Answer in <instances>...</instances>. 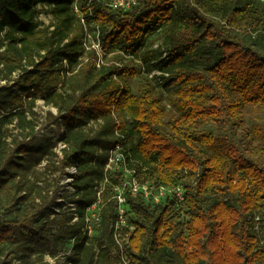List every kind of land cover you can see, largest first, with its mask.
<instances>
[{
  "label": "trees",
  "instance_id": "16d2710c",
  "mask_svg": "<svg viewBox=\"0 0 264 264\" xmlns=\"http://www.w3.org/2000/svg\"><path fill=\"white\" fill-rule=\"evenodd\" d=\"M260 1L136 0L123 10L102 0H0V264H43L50 244L62 251L70 240L73 254L56 264H264V120L245 123L264 114ZM42 9L53 19L44 27ZM92 23L99 59L84 46ZM161 30L166 48H148ZM38 101L47 108L41 132ZM118 145L140 183L183 189L181 202L128 198L133 230L119 232L121 246L111 230L120 175L104 183ZM70 167L73 194L60 186ZM96 203L90 239L84 217Z\"/></svg>",
  "mask_w": 264,
  "mask_h": 264
},
{
  "label": "built area",
  "instance_id": "2783aa9c",
  "mask_svg": "<svg viewBox=\"0 0 264 264\" xmlns=\"http://www.w3.org/2000/svg\"><path fill=\"white\" fill-rule=\"evenodd\" d=\"M111 8H120L123 10L129 9L132 5L136 4V0H102ZM74 12L77 17L80 19L81 23L84 24L83 19L79 13L77 5H74ZM96 29V28H95ZM97 42L91 46V48L86 46V40L88 34L84 36V46L87 50H93L96 53L101 52L100 48V31L97 27ZM101 62V60H99ZM63 64L66 65V61H63ZM65 145L62 142H58L55 146V152L61 157L62 149ZM125 155L123 154L122 147L120 145L116 146L109 152L108 160L104 166V172L106 178L104 183L108 182V177L111 175H120V180L117 184L112 185L113 198L116 201V220L111 228L113 238L121 246L119 240V232L123 228L133 230V228L128 223L127 213L129 211L128 198H135L141 196L144 201L150 202L155 205L163 204L167 199H175L176 202H181L183 200V189L180 185L175 186H156L151 182L140 183L135 177L132 171H129L126 167ZM77 170L74 167L67 168L65 174L60 179V186L67 189L70 194L74 193L72 188L73 177L76 175ZM101 192V190H100ZM98 193V195L100 194ZM59 202L63 201L61 199ZM99 203V202H98ZM96 204L92 205L87 209L84 217V227L83 233L86 234L89 238L94 237L98 232L100 216L99 212H94L96 209ZM71 212H75L76 205L70 204L69 206ZM77 214L73 213L72 223L77 222Z\"/></svg>",
  "mask_w": 264,
  "mask_h": 264
},
{
  "label": "rangeland",
  "instance_id": "374dc122",
  "mask_svg": "<svg viewBox=\"0 0 264 264\" xmlns=\"http://www.w3.org/2000/svg\"><path fill=\"white\" fill-rule=\"evenodd\" d=\"M262 2H263V0L260 1V3H261V5L259 6L260 8H262V6H263L262 5ZM39 13L40 14H39L38 21H39V23H41V25L43 27L44 26H48L53 21L52 16H51V13L49 12V10L42 9V10H40ZM85 34H88V38L86 40V46L89 47V48H91V46H93V44H95L97 42V34H98L97 27L95 26L94 23L90 24L89 27L87 25H85L84 36H85ZM84 36H83V39H84ZM146 42H147V47L150 48V49H157V48L165 49L166 48L165 32L161 30V31H158L156 33H153V34L149 35L147 37V41ZM86 52L87 53L93 52V50H90V49L88 50L87 49ZM96 55H97L98 59L101 58V52L100 53H96ZM110 57H111L110 55L107 56V58H106L107 61H108V59H110ZM125 58L128 59V57H125ZM86 60H87V58L84 57V61H86ZM104 62H105V60H103V63ZM101 63H102V61L100 62V64ZM131 64L134 65L137 68V71L139 73V75H138V78L139 79L142 78L143 76H145L144 71L140 68V65L138 63H136V62H133L132 63L131 62ZM137 64L139 66H137ZM153 74H155V73L150 74V76H149L150 79L152 78L151 76ZM138 78L135 77L133 80H136ZM157 92L163 96V98H164V104L166 105L167 110L172 111V112H176V109L172 108L166 102V100H165V98H166V91L162 90V88H158L157 89ZM42 106H43V103L41 101H38L37 102V107L35 108V110L38 111L40 113V115H41V121L38 124V128H39L40 132H41V129L44 127V124H45L44 123V112L47 109V108H42ZM263 117H264V114L263 113H255L254 116H253V118H251V119L250 118H246L245 123H246V125L248 127L251 128L254 124H261L263 122V120H264ZM96 129H97V124H95V123H89L85 130L87 132H91L90 134L93 135L94 132H96ZM203 129L206 130V131H210V132L216 134V130L213 127H211V126H205ZM52 138L54 139V136H52ZM9 139H11V138H9ZM117 176H118V174L111 175L109 177V183L114 184L115 181H116V179L118 178ZM108 184L102 185L101 186V189L102 188H105V189L108 188L107 187ZM62 188L63 187L61 186V189ZM61 189H59V190L61 191ZM53 191H54V187L51 188V192H53ZM52 194L53 193H51V195ZM70 204L71 203L68 200H66L65 205L66 206H69ZM3 207L4 206H3V203H2V198L0 196V216L3 215V212H4V208ZM94 212H99V204L98 203L96 205V209L94 210ZM51 217H50V219H51ZM60 218L61 217H59V219ZM55 230H56V228H52L53 233L55 232ZM97 233H99V229H98V232ZM96 234L94 236H96ZM91 238H93V237H90V239ZM66 245L67 246L64 247V250L58 251V250L52 249V246L50 244L49 250H47L44 253V255H43L42 263L43 264H56L57 262H65L70 257V255L73 254V246H74V244H73V241L70 240V241H68L66 243ZM10 251H12V248H10V247L9 248L8 247H3L1 249V252L3 254L8 253ZM35 259H36V255L33 254L29 260H30V262H35ZM12 264H23V263H22L20 257L17 256V257L14 258ZM36 264H39V263H36Z\"/></svg>",
  "mask_w": 264,
  "mask_h": 264
}]
</instances>
